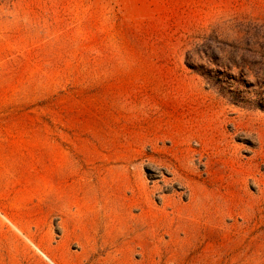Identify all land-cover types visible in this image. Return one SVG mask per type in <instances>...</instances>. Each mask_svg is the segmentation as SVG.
Instances as JSON below:
<instances>
[{"label":"rangeland","instance_id":"obj_1","mask_svg":"<svg viewBox=\"0 0 264 264\" xmlns=\"http://www.w3.org/2000/svg\"><path fill=\"white\" fill-rule=\"evenodd\" d=\"M0 264H264V0H0Z\"/></svg>","mask_w":264,"mask_h":264},{"label":"trees","instance_id":"obj_2","mask_svg":"<svg viewBox=\"0 0 264 264\" xmlns=\"http://www.w3.org/2000/svg\"><path fill=\"white\" fill-rule=\"evenodd\" d=\"M217 30L212 29L211 33L208 35V39L213 38L215 35L214 33H216ZM207 58L209 59V61H212V63L217 64V65H221L223 64L225 67H227L228 69H231L229 66L232 65V67H240L237 63V61L235 60V56H231V57H223L220 58L219 56H213V55H207ZM225 60H227V63H225ZM219 73H221L220 71H218ZM240 75H245V72L243 69L239 70Z\"/></svg>","mask_w":264,"mask_h":264}]
</instances>
